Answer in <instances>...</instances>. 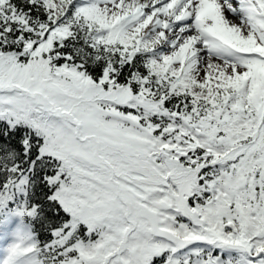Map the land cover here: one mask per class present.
Masks as SVG:
<instances>
[{
	"label": "snow or ice",
	"instance_id": "snow-or-ice-1",
	"mask_svg": "<svg viewBox=\"0 0 264 264\" xmlns=\"http://www.w3.org/2000/svg\"><path fill=\"white\" fill-rule=\"evenodd\" d=\"M0 264H264V0H0Z\"/></svg>",
	"mask_w": 264,
	"mask_h": 264
}]
</instances>
